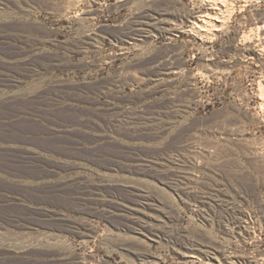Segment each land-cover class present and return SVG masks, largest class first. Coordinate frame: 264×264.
<instances>
[{
    "label": "rangeland",
    "instance_id": "obj_1",
    "mask_svg": "<svg viewBox=\"0 0 264 264\" xmlns=\"http://www.w3.org/2000/svg\"><path fill=\"white\" fill-rule=\"evenodd\" d=\"M200 1L0 0V264L264 256V0Z\"/></svg>",
    "mask_w": 264,
    "mask_h": 264
},
{
    "label": "bare ground",
    "instance_id": "obj_2",
    "mask_svg": "<svg viewBox=\"0 0 264 264\" xmlns=\"http://www.w3.org/2000/svg\"><path fill=\"white\" fill-rule=\"evenodd\" d=\"M216 0H214V2H215ZM220 0H218V2H219ZM213 2V0L211 1V0H205V1H200V3L198 4V6H197V8H198V10L199 11H197L196 10V12L195 13H193V16H192V19L190 20V23L192 24V25H194V26H196V28L199 30V32H202V34H203V31H205L206 30V28H207V30L209 29L208 27V25L209 24H211L213 21V17L215 16V15H217L216 14V12L217 11H215V10H220L219 8H218V5H217V2L215 3L216 5H217V7L215 6L214 7V3ZM220 4H221V2H219ZM215 11V12H214ZM219 12V11H218ZM220 12H221V10H220ZM200 13V15H201V18L199 19V16H198V14ZM218 16V15H217ZM214 19H215V17H214ZM217 19V18H216ZM213 24V23H212ZM262 25V24H261ZM208 26V27H207ZM211 26V25H210ZM157 28V27H156ZM155 28V29H156ZM260 28V27H259ZM262 30V29H261ZM207 33V31L204 33V34H206ZM202 37H203V35H202ZM205 37V36H204ZM264 38V37H263ZM204 39V38H203ZM262 43V42H261ZM260 43V44H261ZM259 45V44H258ZM255 46V45H254ZM260 47V46H259ZM248 48H250V47H248ZM262 48V47H261ZM263 50V49H262ZM256 52V54L258 55V57L259 56H262V54H261V51L260 50H257V51H255ZM264 52V51H263ZM257 59V58H256ZM261 59V58H260ZM260 90H262V89H260ZM259 90V91H260ZM263 90H264V88H263ZM263 95H264V93H262ZM262 98H264L263 96H262ZM243 226V225H242ZM247 226V225H246ZM253 261V264H264V256L262 257H256L254 260H252ZM251 261V262H252Z\"/></svg>",
    "mask_w": 264,
    "mask_h": 264
}]
</instances>
